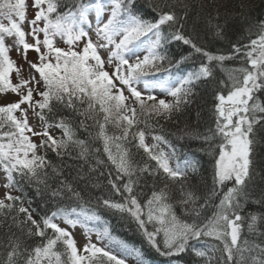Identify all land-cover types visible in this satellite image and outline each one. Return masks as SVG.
<instances>
[{"label":"snow or ice","instance_id":"snow-or-ice-1","mask_svg":"<svg viewBox=\"0 0 264 264\" xmlns=\"http://www.w3.org/2000/svg\"><path fill=\"white\" fill-rule=\"evenodd\" d=\"M59 5L32 0L29 20L27 0L0 2V16L8 19L0 22V95L18 97L0 103V170L6 189L30 187L47 209L37 218L31 199L25 207L24 196L5 191L0 264H149L141 248L112 235L105 214L134 223L161 256L264 264V239L245 236L246 225L248 235L264 238V175L258 185L253 161L255 144L264 141V19L228 48L212 51L185 34L184 0H75L63 13ZM226 27L227 21H208L217 39L225 38ZM173 43L186 52L171 54ZM12 48L28 65L27 78L9 55ZM30 50L35 61L27 58ZM188 62L193 68L182 71ZM201 84L215 93V125L183 135L200 141V151L215 160L211 186L203 188L190 175L198 161H181L163 136L147 142L152 121L181 113ZM157 91L171 99L158 98ZM49 151L78 167L53 163ZM72 171L76 176L69 178ZM101 187L108 191L93 196ZM249 205L260 211L245 212ZM77 227L87 240L82 248L70 230Z\"/></svg>","mask_w":264,"mask_h":264},{"label":"trees","instance_id":"trees-1","mask_svg":"<svg viewBox=\"0 0 264 264\" xmlns=\"http://www.w3.org/2000/svg\"><path fill=\"white\" fill-rule=\"evenodd\" d=\"M3 2V0H0ZM12 3L15 0H11ZM75 0H60L59 11L63 13L69 7L73 5ZM139 3L147 5L149 0H138ZM188 5V18L185 24V34L192 35L196 38L197 43L203 45L209 50H224L229 47V41L235 42L241 36L246 35L245 30L249 26L254 25L257 20L264 19V0H184ZM177 11L182 15L183 9L178 8ZM219 14V20H215ZM212 19L213 23L219 22L221 24L227 21V27L225 28V38L217 39L208 30V21ZM6 17L0 16V22L3 23ZM255 31V29H253ZM170 53L175 55L177 53L186 52V47L180 44L173 43L169 49ZM178 59L179 56H176ZM199 59V58H197ZM226 66H233L228 63ZM193 68L191 62L186 63L183 66L182 71H188ZM219 76L220 73L217 72ZM196 96L193 99V103L188 105L181 113L174 114L170 120L160 119L157 124L155 120L152 121L154 128L147 137L154 135L163 136L178 150V156L181 161L185 159H193L198 161V172L191 175L192 183L198 184L201 188L207 184L211 186V178L213 172V165L215 160L213 156L207 152L200 151L203 147L200 141L192 139L183 135V130H195L204 132L209 127H214V91L210 85H199L196 89ZM264 98V94H262ZM141 127H144L142 124ZM52 134L54 136L62 135L61 130L53 129ZM79 138L85 139L86 134L83 130L78 131ZM219 142V141H217ZM98 144H93V147H98ZM160 148L165 151H169L168 145L161 143ZM73 156L75 153L73 152ZM48 158L55 164L73 165L78 167L74 159H69L65 156L61 161L56 157L55 153L48 152ZM140 157L137 156V159ZM106 159V158H105ZM254 171L256 182L259 185L261 175H264V141H258L254 146L253 152ZM175 164V160L172 161ZM66 175H68L67 169ZM76 176V172L72 171L69 178ZM106 183V181L102 182ZM83 186V185H82ZM91 187V185H89ZM17 196H24V206L29 207L28 200L31 199V208L36 211L33 212L34 216L43 215L47 209L43 207L44 201L38 198L34 190L30 187H25L24 192H18L12 189ZM106 188L93 189V196H99L102 193L107 192ZM50 208V205H49ZM179 212V209H177ZM248 211H260L257 206L249 205L245 208V212ZM209 215L211 212L209 211ZM104 218L110 221L112 226V235L119 240L126 242L131 246L141 248L145 252V259L149 264H203V261L194 258L191 253H184L178 257H166L161 256L154 249L150 248L144 241L141 234L137 231L136 225L126 220H122L119 216H112L105 214ZM260 230L264 231V224L260 226ZM245 236L249 240L264 239L257 236H251L247 234V228L245 225ZM0 238H5V229L0 228ZM116 253L120 252L118 247L114 248ZM3 259V253L0 252V260ZM134 264V263H133Z\"/></svg>","mask_w":264,"mask_h":264},{"label":"rangeland","instance_id":"rangeland-1","mask_svg":"<svg viewBox=\"0 0 264 264\" xmlns=\"http://www.w3.org/2000/svg\"><path fill=\"white\" fill-rule=\"evenodd\" d=\"M27 4H28L27 17L30 20L35 15V9L32 7V0H27ZM23 27H24V29L26 31L28 30V25L27 24H24ZM93 38L95 39V37H93ZM27 39L29 40V42H31V37H27ZM6 43L7 44H11L12 43V39H7L6 40ZM57 43H58V46H61V47H64L65 46L62 40H59L58 39L57 40ZM22 51L23 50L21 49V52ZM9 55H10V57L14 61H16L17 67H20L21 65H23V69H24L23 75L27 78V75H28V71H27L28 65L23 63L22 56L20 54H18V52H17V50L15 48H12L11 49ZM27 58H28V60L35 61L36 60V53L34 51H31L30 50L28 52V54H27ZM11 79L13 80V82H16V75H15V73H13L11 75ZM140 87L142 88L143 85H141ZM125 94L127 95V92ZM157 96H158V98L171 99V97H166L163 92H159V91H157ZM16 99H18V97L15 96L14 94L10 93V92L7 93V94L0 95V103H4L6 101H14ZM35 122L36 121L33 119L32 115L30 113L29 114V123L30 124H33ZM147 142L148 143H152L153 142L152 139H151V137H147ZM5 191H11L12 192V195H15V192L13 190H9V189H6L4 187V173H3L2 170H0V198H3ZM61 226H65V225H63V223L61 222ZM70 230L73 232V235H74V237L76 239V242H77V246L82 248L83 244L87 242V240H86V238H85V236L83 234V230L81 228H79V227L75 228L74 230H72V229H70ZM91 241L93 243H96L97 242L95 234L92 235ZM103 243L104 244H107L108 241L105 240ZM115 254L120 255V252H118V253L115 252ZM133 263H134L133 261L129 260V264H133Z\"/></svg>","mask_w":264,"mask_h":264}]
</instances>
